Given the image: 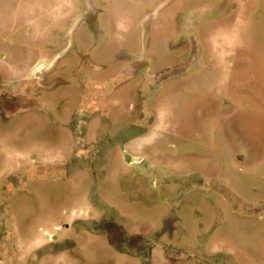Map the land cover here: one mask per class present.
<instances>
[{
  "label": "rangeland",
  "instance_id": "374dc122",
  "mask_svg": "<svg viewBox=\"0 0 264 264\" xmlns=\"http://www.w3.org/2000/svg\"><path fill=\"white\" fill-rule=\"evenodd\" d=\"M65 2L0 0V70L57 59L0 82L44 104L0 111V264H264V0Z\"/></svg>",
  "mask_w": 264,
  "mask_h": 264
},
{
  "label": "crops",
  "instance_id": "0c3cea01",
  "mask_svg": "<svg viewBox=\"0 0 264 264\" xmlns=\"http://www.w3.org/2000/svg\"><path fill=\"white\" fill-rule=\"evenodd\" d=\"M81 2H85L86 3V6H87V19H85V18H82L81 17V13H78V10H76V0H66V6L67 7H69V13H71L70 14V16H69V19H71L70 21H69V25H68V28L70 29L69 30V32L71 31V30H73V29H78V31H80L81 29L82 30H85V31H88V0H81ZM71 10H73V11H71ZM90 10H91V12L93 13V16L92 17H95V19H98V17H100L101 15H102V11H103V9H99V11L98 10H93L92 8H91V6H90ZM190 16H194V13L193 14H190L188 17H190ZM74 17V18H73ZM73 18V19H72ZM189 21V20H188ZM81 27V28H80ZM37 33H41L42 31L40 30V28H39V26H36V28L34 29ZM188 33H189V35L191 34V29H189L188 31H187ZM192 35L193 36H195L194 35V33H193V31H192ZM68 37V35L66 34L65 36H64V38H67ZM69 38H70V41H71V43L73 44V41L71 40V39H73V36L72 35H70L69 34ZM84 55L85 56H83L81 53H79V56H80V58H82V59H86V62L88 63V53L87 52H85L84 51ZM195 62H198L199 64H201L200 62H201V60H200V58H199V56H198V52H196V55H195ZM56 60L57 59H55V60H50L49 59V61H47L46 63H43V64H41L40 63V61L38 60L37 62H35L34 64H32V65H29L28 67H27V69H25L24 71H23V69H16V71L14 72V73H12V65H10V67L9 68H7V69H3V70H0V82L3 84V82L6 80V79H8V77H6V75H9L10 76V84H12V83H15V82H18V81H20L22 84H26V83H29V81H31V80H33V79H36L37 81H41V80H46V76L48 75V74H51L52 72H53V70H55V67H54V65H55V63H56ZM41 64V65H40ZM35 65H38V66H36V67H34ZM40 65V66H39ZM59 74H62V73H59ZM77 78V80H75ZM76 78L74 79V77H73V80H75V81H77L80 85H83L82 86V88L84 89H86V86H87V84H88V79H86V78H81V77H79L78 76V73H76ZM126 82H129V81H126ZM63 84H64V81L62 80V79H57L55 82H53L52 83V90H55L56 88H58V87H60V86H63ZM49 84H46L45 86H48ZM26 86V85H25ZM26 87H28V86H26ZM122 87H124V85L123 86H120V87H118V89H116L115 91H113L112 93L114 94V95H117L118 93H119V91H120V89L122 88ZM8 88V87H7ZM6 88V89H7ZM35 94H32V95H34V100L32 101L33 103H31L32 105H29V104H25V105H22V106H19V107H15V109H13V105H11L12 103H14L13 101H11L10 102V105L11 106H9V108L7 107V109L5 110V109H1L2 108V106H0V111H4L8 116H10V115H14V114H16L17 112H19V111H25V110H29L30 108H32L34 105L35 106H38L39 108H44L43 106H44V104L41 102V100L39 99V95L40 94H38L37 92H34ZM111 93V94H112ZM27 95V94H26ZM26 95H24L25 97H28L24 102L26 103V102H28L30 99V96H26ZM36 95V96H35ZM137 96H138V98H139V102H140V104H141V101H140V92L138 91L137 92ZM112 97V96H111ZM111 97H108L107 98V101L111 104V101H109V98H111ZM23 98V97H22ZM87 100V103L85 102ZM64 103H66V105H68L69 104V102L67 103V101L66 102H64ZM88 104V97L87 96H85L84 97V93L83 92H81V95H80V99H79V101H78V105H77V107H76V109H77V111L76 112H74V114H73V116L75 115V113H76V115H79V113H85V111H88L87 110V105ZM110 108H111V110H112V107H111V105L109 106ZM17 108V109H16ZM15 110V111H14ZM84 111V112H83ZM88 113V112H87ZM113 117V116H112ZM87 121H86V124H87V122H88V119H86ZM64 123H66V122H64ZM67 124H69V123H67ZM66 124V125H67ZM88 127V126H87ZM64 128H66L65 126H64ZM87 141H88V128H87V131H86V138H85ZM233 158V157H232ZM239 159H241V157H239ZM242 160V159H241ZM226 181V185H228L229 187H232V184H231V182L230 181H228V180H224V182Z\"/></svg>",
  "mask_w": 264,
  "mask_h": 264
},
{
  "label": "trees",
  "instance_id": "16d2710c",
  "mask_svg": "<svg viewBox=\"0 0 264 264\" xmlns=\"http://www.w3.org/2000/svg\"><path fill=\"white\" fill-rule=\"evenodd\" d=\"M33 103V102H32ZM13 109H15V107H13ZM17 109V108H16ZM15 111V110H14ZM118 226V225H117ZM119 230H120V233L121 235H123L125 238L122 240L124 243L128 242L129 243V240H130V237L128 236V234L123 230L121 229L120 226H118ZM92 229V228H90ZM94 230V229H93ZM108 232V231H107ZM108 239L110 241V243L116 247L117 249L119 250H127L128 247L125 245H120L121 243L120 242H116L115 239H113V236L110 232H108ZM133 239V238H132ZM144 241H139V242H142L144 243V245L146 246V248L142 249L141 247L139 248H134L132 247L131 249H128L131 253H135V254H138V253H145L147 254L148 253V250H149V247H150V241L149 240H146V239H143ZM131 244H133V241H131Z\"/></svg>",
  "mask_w": 264,
  "mask_h": 264
},
{
  "label": "flooded vegetation",
  "instance_id": "af4514ba",
  "mask_svg": "<svg viewBox=\"0 0 264 264\" xmlns=\"http://www.w3.org/2000/svg\"><path fill=\"white\" fill-rule=\"evenodd\" d=\"M0 106H2V104L0 103Z\"/></svg>",
  "mask_w": 264,
  "mask_h": 264
}]
</instances>
